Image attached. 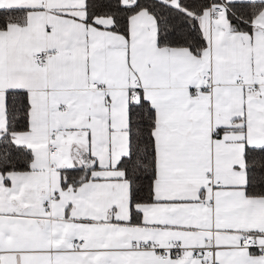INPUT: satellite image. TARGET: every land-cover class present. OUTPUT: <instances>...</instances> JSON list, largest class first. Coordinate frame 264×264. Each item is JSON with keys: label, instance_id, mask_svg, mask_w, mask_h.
<instances>
[{"label": "snow or ice", "instance_id": "1", "mask_svg": "<svg viewBox=\"0 0 264 264\" xmlns=\"http://www.w3.org/2000/svg\"><path fill=\"white\" fill-rule=\"evenodd\" d=\"M0 264H264V0H0Z\"/></svg>", "mask_w": 264, "mask_h": 264}]
</instances>
